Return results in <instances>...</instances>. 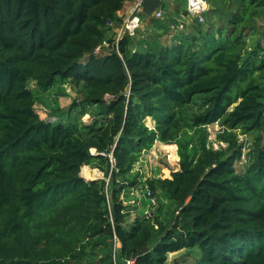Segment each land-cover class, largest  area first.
Masks as SVG:
<instances>
[{"label": "trees", "instance_id": "16d2710c", "mask_svg": "<svg viewBox=\"0 0 264 264\" xmlns=\"http://www.w3.org/2000/svg\"><path fill=\"white\" fill-rule=\"evenodd\" d=\"M126 1L0 0V264H264V0H205L170 43L152 16L115 40ZM67 83L88 120L42 119ZM155 141L179 167L141 180ZM131 189L156 203L130 222Z\"/></svg>", "mask_w": 264, "mask_h": 264}, {"label": "rangeland", "instance_id": "374dc122", "mask_svg": "<svg viewBox=\"0 0 264 264\" xmlns=\"http://www.w3.org/2000/svg\"><path fill=\"white\" fill-rule=\"evenodd\" d=\"M163 0L161 5L162 19L166 21L170 26L168 32L162 33L160 35V42L170 43L172 41V35L177 32H188L191 30L192 19L185 17V0ZM168 18V19H167ZM124 19V18H123ZM172 21V22H171ZM204 25V21L202 22ZM141 25L136 38L139 39V36H143L144 32H150L153 29L149 26V20L145 17H141ZM257 41L264 43V37L261 36L259 32L252 33L249 38L250 46ZM97 52V51H96ZM34 83H30V87H33ZM40 100L35 105L36 110L39 113V116L44 120H65L67 118L76 120L77 122L88 120V116H80L78 109H71V112L68 113L69 107L75 100H78V93L70 87V85L64 84L62 88H58L51 92H45L42 95H39ZM147 124L149 126L153 125L151 119H147ZM219 125L217 123L209 124L207 127L208 130V139L213 143V146L217 148V142L215 141L216 132L219 130ZM243 138V136H241ZM170 146L164 145L159 141H155L153 145L147 150H143L138 158V161L135 163L134 170L138 171L141 176V180H145L148 177L157 176V177H170V173L178 169V155H177V146L174 145L173 148ZM89 168V166H88ZM83 166L80 169V176L84 177ZM90 169V168H89ZM95 172V173H94ZM90 179L100 178L103 174L97 169H90ZM131 196L130 200L126 201L128 205L135 206L133 207L130 213V222L138 214H145V211L154 210L153 206L147 202L146 198L143 196V191L140 189H131L129 192ZM150 200V199H148ZM154 204V203H153ZM192 257L181 250L178 252L170 253L168 255L167 264H179L183 259H191Z\"/></svg>", "mask_w": 264, "mask_h": 264}, {"label": "built area", "instance_id": "2783aa9c", "mask_svg": "<svg viewBox=\"0 0 264 264\" xmlns=\"http://www.w3.org/2000/svg\"><path fill=\"white\" fill-rule=\"evenodd\" d=\"M142 0H136V4L131 11V13L125 17L119 26L114 27L115 31V40H118L122 35L127 34L129 36H134L137 30L141 26V16L138 15V11L140 9ZM208 10V4L205 0H185V17L196 19L199 23L204 21V13ZM155 18H162L161 9H156L150 15ZM109 26H112V21H107ZM173 28L172 25H170ZM98 50V49H97ZM96 50V51H97ZM148 199H150V204L155 205V197L151 195L149 190L145 192ZM154 203V204H153ZM150 211H145V215L149 216ZM128 263H132V261H128Z\"/></svg>", "mask_w": 264, "mask_h": 264}, {"label": "water", "instance_id": "95a60500", "mask_svg": "<svg viewBox=\"0 0 264 264\" xmlns=\"http://www.w3.org/2000/svg\"><path fill=\"white\" fill-rule=\"evenodd\" d=\"M162 5V0H142L138 15L141 17L150 16L154 10L159 9ZM213 6L208 4V9H212ZM147 247L139 250L138 253L145 251Z\"/></svg>", "mask_w": 264, "mask_h": 264}, {"label": "crops", "instance_id": "0c3cea01", "mask_svg": "<svg viewBox=\"0 0 264 264\" xmlns=\"http://www.w3.org/2000/svg\"><path fill=\"white\" fill-rule=\"evenodd\" d=\"M166 1L169 2L168 0H166ZM162 3H163V0H162ZM135 4H136V0L135 1H126L123 5L122 9L118 12V15L121 16L122 18L127 17L131 13V11L133 10ZM159 9H161V7Z\"/></svg>", "mask_w": 264, "mask_h": 264}, {"label": "bare ground", "instance_id": "6f19581e", "mask_svg": "<svg viewBox=\"0 0 264 264\" xmlns=\"http://www.w3.org/2000/svg\"><path fill=\"white\" fill-rule=\"evenodd\" d=\"M89 168H90V167H89ZM89 168H88V166H86V165L83 166V169H82L83 172H82V173L84 174V177H83V176H82V177L85 178V179H90V178L92 177V176L90 175V173H89L91 168H90V169H89ZM94 173H95V172H94ZM91 257H92V256H91Z\"/></svg>", "mask_w": 264, "mask_h": 264}]
</instances>
